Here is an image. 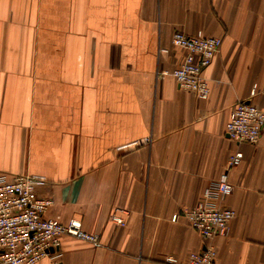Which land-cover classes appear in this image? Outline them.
<instances>
[{
  "label": "crops",
  "instance_id": "crops-1",
  "mask_svg": "<svg viewBox=\"0 0 264 264\" xmlns=\"http://www.w3.org/2000/svg\"><path fill=\"white\" fill-rule=\"evenodd\" d=\"M200 30L222 40L206 98L172 75V34ZM241 100L264 110V0H0V173L44 176L45 216L98 235L35 264H180L205 243L216 264H264V136L225 134ZM234 152L235 214L204 239L184 210Z\"/></svg>",
  "mask_w": 264,
  "mask_h": 264
},
{
  "label": "built area",
  "instance_id": "built-area-1",
  "mask_svg": "<svg viewBox=\"0 0 264 264\" xmlns=\"http://www.w3.org/2000/svg\"><path fill=\"white\" fill-rule=\"evenodd\" d=\"M171 41L185 50L182 62L172 72L177 85L199 98H206L210 86L204 70L219 51L221 38L201 30L195 34L175 31ZM225 134L237 142H257L264 136V110L250 101H238L225 124ZM240 161V153H231L227 168L204 189L194 206L184 210L186 223L204 239L228 232L235 211L223 206L221 201L232 192L228 170ZM45 182L46 178L37 174L9 177L0 173V264H35L44 257H58L61 238L65 235L92 243L98 241V235L84 230L78 218L60 222L45 216L52 200L39 196L36 191ZM112 219L124 224L117 214ZM216 258L215 247L205 243L202 249L191 251L180 264H216ZM166 261L172 262V257L167 256Z\"/></svg>",
  "mask_w": 264,
  "mask_h": 264
}]
</instances>
